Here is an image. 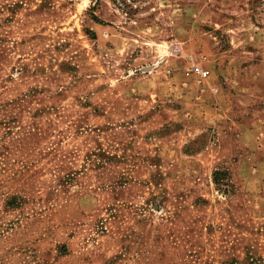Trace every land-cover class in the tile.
Segmentation results:
<instances>
[{"label":"rangeland","instance_id":"374dc122","mask_svg":"<svg viewBox=\"0 0 264 264\" xmlns=\"http://www.w3.org/2000/svg\"><path fill=\"white\" fill-rule=\"evenodd\" d=\"M0 264H264V0H0Z\"/></svg>","mask_w":264,"mask_h":264}]
</instances>
